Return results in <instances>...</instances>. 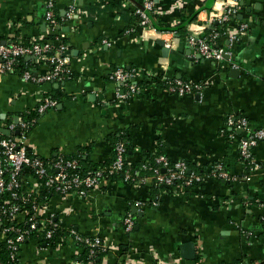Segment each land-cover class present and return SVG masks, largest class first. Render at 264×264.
Instances as JSON below:
<instances>
[{
	"label": "crops",
	"instance_id": "1",
	"mask_svg": "<svg viewBox=\"0 0 264 264\" xmlns=\"http://www.w3.org/2000/svg\"><path fill=\"white\" fill-rule=\"evenodd\" d=\"M46 2L0 0V38L63 34L72 76L58 85L28 81L18 72L0 76V127L54 96L57 104L26 135L28 145L44 158L82 150L84 166L104 164L112 157L111 136L127 132L134 146L128 157L132 162L143 151L161 150L192 166L225 161L232 179L209 177L195 188L157 189L153 183L106 180L84 197L53 195L46 214L54 213L65 231L100 237L104 252L85 262L76 242L48 245L32 237L21 245L18 264H232L238 259L264 264V141L254 148L261 166L250 173L239 160L243 133L223 132L231 114L264 127V0H241L227 28L248 27L233 41L218 36V45L230 52L222 62L198 57L188 43L195 29L203 27L208 36L218 33L210 10L219 9L221 0H156L152 26L182 28L166 35L175 45L167 56L160 37L137 19L141 0H54L62 24L52 33L44 21ZM72 4L75 13L68 17ZM117 66L139 70L138 93L125 101L117 99V85L109 78ZM232 68L239 69L238 76L230 75ZM175 78L204 88L179 95L163 81ZM157 196L159 202L152 203ZM138 200L147 203L140 207ZM128 212L136 220L129 233L123 224ZM186 242H194L195 259L182 255ZM4 244L1 233L0 249Z\"/></svg>",
	"mask_w": 264,
	"mask_h": 264
},
{
	"label": "built area",
	"instance_id": "2",
	"mask_svg": "<svg viewBox=\"0 0 264 264\" xmlns=\"http://www.w3.org/2000/svg\"><path fill=\"white\" fill-rule=\"evenodd\" d=\"M241 0H221L219 9L210 10V19L225 29L224 34L228 35L231 41L238 38L240 32L246 30L247 24H242L238 30H229L228 23L234 18L240 9ZM76 6L72 4L68 11V17L75 13ZM156 10V0H141L137 9L143 28L153 30L166 42V46L175 47L171 38L173 31H159L151 23V13ZM44 21L50 30L55 32L61 23L56 15L54 0H47L44 13ZM201 28V26H199ZM203 28V27H202ZM200 29L193 30L188 37V43L194 47L205 59L224 61L230 52L224 50L217 44L219 33L211 36L202 33ZM175 34V33H174ZM164 36V37H163ZM175 36V35H174ZM26 58L30 63L20 67V60ZM69 45L64 35L57 37H33L28 40L18 38H0V76L10 72H18L28 81L36 83H61L72 76L70 68ZM235 66V65H234ZM139 70L137 68L127 69L117 66L109 74V78L117 85L116 97L125 101L138 93V86L135 78ZM203 85L199 82L185 81L175 78L169 82V90L179 95L192 92H200ZM57 104L51 97H45L37 106L38 114L42 115L48 109ZM27 110L25 113H29ZM24 114V113H22ZM22 114L10 119L7 127L13 132L17 129L20 134L10 136L2 135L0 132V195L4 196L0 203V234L5 235V245L8 250L9 262L18 260V253L22 244L37 237L52 245L55 232L61 228L54 213L46 214L47 202L53 195L67 196L76 194L84 197L88 192L99 186L102 181L110 180L108 175L121 173V181L134 185H145L153 183L159 187L171 188L180 186L183 188L192 187L204 183L209 177H218L224 180L232 179V174L224 165L218 161L206 167L204 173L192 170L189 162L183 159H173L166 153H154L151 161H146L142 169L133 171L128 166L133 165L126 155L127 145L124 141H118L114 147L115 159L109 165L101 164L96 169L82 172L80 160L74 155L58 154L55 157L44 158L38 155L31 148L26 135L34 121L28 120ZM16 117L18 118L16 121ZM240 130L243 133L240 144V157L249 163L248 172H253L261 165L254 156V148L264 141V127L252 126L245 116L231 114L226 121L225 129ZM223 130V132L225 131ZM202 167L201 165H198ZM44 192V193H43ZM159 197L152 200L157 204ZM147 201L138 200L136 205L142 207ZM126 232H132L136 226V220L131 212H128L123 219ZM68 236L63 239L65 242H76L78 245H85L88 249V262H94L105 250L103 240L98 236H85L76 229H70ZM246 236L249 231H243ZM0 264H5L0 260ZM158 264V263H155Z\"/></svg>",
	"mask_w": 264,
	"mask_h": 264
},
{
	"label": "trees",
	"instance_id": "3",
	"mask_svg": "<svg viewBox=\"0 0 264 264\" xmlns=\"http://www.w3.org/2000/svg\"><path fill=\"white\" fill-rule=\"evenodd\" d=\"M197 17H198V15L195 14L194 17H192V19L189 21V23L192 22V21H194V20H196ZM60 19H61V17L59 16V21L61 23V20ZM137 19H141L139 15H137ZM157 29L159 31H173V32H179V31L182 30L181 27L178 28V29H172V28H169V27H160V26ZM216 31L219 33L220 36H222V35H224L225 29L223 27H221L220 25H217ZM218 43H219V38H217V44ZM28 63H30V62L25 57L22 58L20 60V67H24ZM182 80L187 81L188 79L182 78ZM163 81H164V84L165 85H169V82H171L172 80L171 79H167V80H163ZM51 98L55 99L54 96H52ZM22 116L26 117L28 120L34 121L35 119L37 120L41 115L38 114L37 107H36L33 110H31L29 113L22 114ZM35 122L32 125V127L29 129V131H31L32 128H34ZM224 132L228 133L229 131L226 128ZM110 140H111L110 142L112 144V157H111V159L109 161H106L104 163V165H109L110 163H112L114 161V159H115V150H114V147H115V145H116V143L118 141H124L126 143V145H127V153H126L127 157H129V156H131V155L134 154V150H133V147L134 146H133V144L131 142V136L127 132L121 133L120 135L114 134L113 136H111V139ZM28 151H29V153H32V148H29ZM159 153H163V151L160 150L156 154H159ZM74 156H76V157L79 158V160H80V169H81L82 172H86V171H89V170H92V169H96L98 166L101 165V163H91V164H88L87 166H84L86 160L84 159V155H83L82 150L80 152H78L77 154H74ZM153 156H154V154H151V153H148V152H144L143 151V152H141V157L137 161H135L133 165H130L128 167H129V169H132L133 171L139 170L142 174L143 173H147V171H144L142 169V165L146 161H149V160L151 161V159L153 158ZM239 160L241 161V163L244 165V167L246 169H249V163H248V161L242 159L241 157L239 158ZM217 162H214L213 165L216 164ZM220 162L224 165V167L226 169H228L227 166H226V164H225V161H220ZM189 166H190V168L192 170L199 171L200 173H204L205 172V169L207 167V166H202V167L192 166L191 163H189ZM107 178L110 179V180H122L123 175L121 173H116V174H113L111 176L108 175ZM157 187H159V186H156L155 184H152L151 185V188L152 189H157ZM195 187H197L196 184L194 186H192V187H187V188H195ZM3 198H4V196H1L0 195V203L3 201ZM68 233H69L68 231H65L62 228L58 229L55 232L54 237L52 239V245H56V244H59L60 242H63V239H65L68 236ZM87 255H88V249H87V247L85 245H81L80 256H81L82 260L85 261V262H88ZM99 256H101V254ZM0 260H2L5 264H18V262H19V259L16 262H14V263L13 262H9V260H8V250H7V247H6L5 244L0 249ZM232 264H244V263L240 259H238L237 261H235Z\"/></svg>",
	"mask_w": 264,
	"mask_h": 264
},
{
	"label": "water",
	"instance_id": "4",
	"mask_svg": "<svg viewBox=\"0 0 264 264\" xmlns=\"http://www.w3.org/2000/svg\"><path fill=\"white\" fill-rule=\"evenodd\" d=\"M177 37V35H175ZM162 47H163V51L165 53V56H167L170 52V47L166 46V42L163 39H158L157 41ZM198 57H202L201 54H199ZM239 74V69L236 68H232L230 70V75L231 76H238ZM58 85V83H57ZM17 117H16V121H17ZM0 132L2 133V135L5 136H10L14 134H20V130L17 129L14 132L8 128H2L0 127ZM0 140H1V136H0ZM181 250H182V255L188 259H195L196 256V249H195V245L194 242H186L184 244L181 245Z\"/></svg>",
	"mask_w": 264,
	"mask_h": 264
},
{
	"label": "clouds",
	"instance_id": "5",
	"mask_svg": "<svg viewBox=\"0 0 264 264\" xmlns=\"http://www.w3.org/2000/svg\"><path fill=\"white\" fill-rule=\"evenodd\" d=\"M233 2V0H229V3H232Z\"/></svg>",
	"mask_w": 264,
	"mask_h": 264
}]
</instances>
